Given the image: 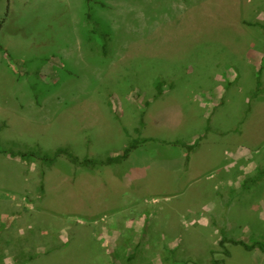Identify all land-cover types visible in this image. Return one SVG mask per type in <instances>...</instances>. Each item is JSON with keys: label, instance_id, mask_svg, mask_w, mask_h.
I'll return each instance as SVG.
<instances>
[{"label": "rangeland", "instance_id": "obj_1", "mask_svg": "<svg viewBox=\"0 0 264 264\" xmlns=\"http://www.w3.org/2000/svg\"><path fill=\"white\" fill-rule=\"evenodd\" d=\"M261 23L264 0H0L1 149L154 139L93 170L0 154V264H212L227 237L264 241V180L244 188L264 169ZM198 139L186 167L170 143Z\"/></svg>", "mask_w": 264, "mask_h": 264}, {"label": "trees", "instance_id": "obj_2", "mask_svg": "<svg viewBox=\"0 0 264 264\" xmlns=\"http://www.w3.org/2000/svg\"><path fill=\"white\" fill-rule=\"evenodd\" d=\"M263 24V23H261ZM261 28L264 30V24L260 25ZM264 66V57L262 62V68L259 71L258 78H257V87H261L262 85V69ZM158 97L161 96V85H158ZM149 106V105H147ZM249 113V111H248ZM247 113V114H248ZM145 123L144 120H141L140 125L138 128L135 129V132L139 135L142 133V129H144ZM209 130H207L208 133ZM128 133V132H127ZM154 139H140L135 140L132 144L129 145V147L120 153L117 156H107L105 158L100 159H92V158H84L81 159L78 156H76L69 147H59L54 150L46 151L34 147H26L24 151H14V150H5L0 148V154L4 155H10L12 158H20L22 161L26 163H31L34 160L40 161L43 165L46 167H52L61 157H65L68 159L73 165L77 167H82L86 169H96L100 167H104L107 165H114V164H122L123 162L127 161L131 153L142 146L143 144H146L149 141H152ZM201 139H198L193 144L184 143L182 141H174L170 144L175 147H181L185 150H188V155L186 156V167L189 166L190 159H191V153L194 152L197 148L200 147ZM264 180V169L258 170L257 175L251 178H248L244 183V188L246 190L250 189L252 185H256L257 183H260ZM42 190L44 191V185L42 184ZM227 244H232L233 246H241L248 252L253 251H259L262 254H264V241H253L252 243H248L244 240H236L234 238H226L224 241L220 243V248L222 250V255L224 256V259H214L212 260V264H226V260L231 257V251L228 248ZM199 264L196 261L190 259L189 261L185 262L184 264Z\"/></svg>", "mask_w": 264, "mask_h": 264}]
</instances>
